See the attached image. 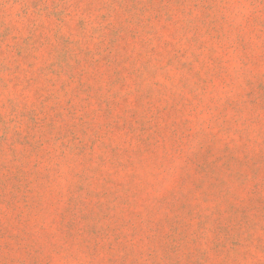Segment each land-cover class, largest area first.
<instances>
[{"label":"rangeland","instance_id":"374dc122","mask_svg":"<svg viewBox=\"0 0 264 264\" xmlns=\"http://www.w3.org/2000/svg\"><path fill=\"white\" fill-rule=\"evenodd\" d=\"M0 264H264V0H0Z\"/></svg>","mask_w":264,"mask_h":264}]
</instances>
